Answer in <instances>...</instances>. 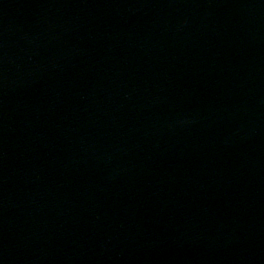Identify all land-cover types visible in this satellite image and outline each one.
Listing matches in <instances>:
<instances>
[{
  "label": "water",
  "instance_id": "1",
  "mask_svg": "<svg viewBox=\"0 0 264 264\" xmlns=\"http://www.w3.org/2000/svg\"><path fill=\"white\" fill-rule=\"evenodd\" d=\"M2 264H264V0H0Z\"/></svg>",
  "mask_w": 264,
  "mask_h": 264
}]
</instances>
